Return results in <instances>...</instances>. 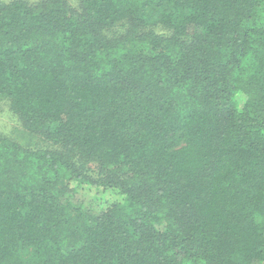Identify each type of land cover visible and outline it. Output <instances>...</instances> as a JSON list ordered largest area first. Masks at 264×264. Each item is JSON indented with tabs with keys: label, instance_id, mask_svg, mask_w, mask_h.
<instances>
[{
	"label": "trees",
	"instance_id": "obj_1",
	"mask_svg": "<svg viewBox=\"0 0 264 264\" xmlns=\"http://www.w3.org/2000/svg\"><path fill=\"white\" fill-rule=\"evenodd\" d=\"M0 98V264H264V0L0 1Z\"/></svg>",
	"mask_w": 264,
	"mask_h": 264
},
{
	"label": "rangeland",
	"instance_id": "obj_2",
	"mask_svg": "<svg viewBox=\"0 0 264 264\" xmlns=\"http://www.w3.org/2000/svg\"><path fill=\"white\" fill-rule=\"evenodd\" d=\"M0 1H9V0H0ZM31 2H36L40 0H30ZM71 5L76 7L79 4V0H68ZM158 32L166 31L164 28H157ZM0 132L7 135L9 138L24 144L26 147H37V146H45V142H43L42 138L38 135H33L28 132V130L23 127V123L20 119V116L15 113L10 105V101L7 98H0ZM88 186V185H86ZM76 187V193L74 196H81L83 191L82 187L79 188V185ZM91 187V188H90ZM90 188V190H89ZM79 189V190H78ZM103 189V187L97 188L94 185H89L86 193H92ZM105 196L109 197L110 190L104 193Z\"/></svg>",
	"mask_w": 264,
	"mask_h": 264
}]
</instances>
